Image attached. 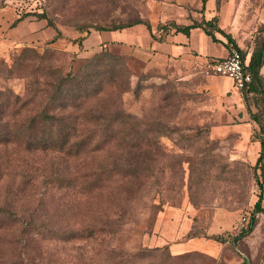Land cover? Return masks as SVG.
Listing matches in <instances>:
<instances>
[{"label": "rangeland", "instance_id": "obj_1", "mask_svg": "<svg viewBox=\"0 0 264 264\" xmlns=\"http://www.w3.org/2000/svg\"><path fill=\"white\" fill-rule=\"evenodd\" d=\"M164 1L0 0V264H264V63L253 94L214 61L152 64L108 40ZM205 1L169 16L201 24ZM214 5L211 29L264 62V0Z\"/></svg>", "mask_w": 264, "mask_h": 264}, {"label": "crops", "instance_id": "obj_2", "mask_svg": "<svg viewBox=\"0 0 264 264\" xmlns=\"http://www.w3.org/2000/svg\"><path fill=\"white\" fill-rule=\"evenodd\" d=\"M214 1L215 0H206L201 3L204 11L201 15V21L212 20V18H215L216 14H219V12L215 10L216 6L214 5ZM163 3L164 4L161 5V12L158 16L154 19L151 18L149 21V24H151L150 30L147 28V25L139 23L129 28H123V30L110 32L107 35L108 40L132 45L135 51L134 55L145 58L152 64L175 60L176 58L182 60L193 59L203 64L207 61H217L226 56L229 50V44H231V42L225 39L226 37L219 32H214L218 41H213L204 33L200 26L189 28L188 33L177 30L176 27H184L195 23L189 22L191 17H189L187 13L186 16L188 19H182L184 22L177 17L169 16L168 11H170V9L171 11L173 10L168 5L169 0H165ZM191 14L195 15L194 10H191ZM192 18L194 19L195 17ZM171 20L175 22L174 26L172 24H167V22ZM159 22L164 25L166 24V27H156ZM217 27L224 30V27L221 25ZM181 245L182 248L190 247V243L186 245L181 243Z\"/></svg>", "mask_w": 264, "mask_h": 264}, {"label": "trees", "instance_id": "obj_3", "mask_svg": "<svg viewBox=\"0 0 264 264\" xmlns=\"http://www.w3.org/2000/svg\"><path fill=\"white\" fill-rule=\"evenodd\" d=\"M141 23V21H135L134 23H132L131 25H135V24H139ZM213 21L209 20V21H202L201 24H192V25H188V26H184V27H176L177 30H181L185 33H188L189 28L191 27H196V26H200L202 27L204 33L206 35H208L213 41H218V39H216L214 32H219L220 34H222L224 37H226V39L228 40V42H231L230 48L231 47H235L239 50V52L241 53L242 56V61L244 64L245 71L248 72L251 75L252 81L249 84V86L245 89H249L248 92H251L253 94H260L259 91H261V87H260V73L259 70L261 68V66L263 65V53H262V49H258L253 51L248 60L245 59L246 54H242V50L237 46V44L235 43V41L230 37L229 34L225 33L222 29H220L219 27H213L211 29L210 26H213ZM130 26V25H128ZM147 28L150 30V26L147 24ZM123 29V27H122ZM242 90V89H240ZM254 104L255 106H260L259 109V115L264 113V96H262L261 98H255L254 99ZM53 118V117H51ZM254 120L257 123H260V120L258 119V116L255 115L254 116ZM32 128V127H31ZM260 137H259V143H260V151H259V155L256 159V163L259 164L261 167H263V161H264V125L261 124V128H260ZM68 143V139H55V138H46L44 140L38 141V144L40 146V149L46 150V149H55V147H59L60 149H63L64 147L67 149V152L69 153L71 151V146L74 144H69V146L67 145ZM32 146L31 142H27L26 143V148L30 149V147ZM67 146V147H66ZM66 149H64L66 151ZM67 154V153H66ZM264 191V190H263ZM262 198H263V193H261L258 196L257 201L254 204V212H263L264 211V205L261 204L262 202ZM255 221V217L254 215L251 217L248 227L246 229H242L235 238H238L240 236H242L243 234H246L248 231H250V229L252 228L253 224ZM148 250L145 249H139L138 251L129 253V252H122V254L124 256H126V258L132 260L133 258H137V257H145V255H147Z\"/></svg>", "mask_w": 264, "mask_h": 264}, {"label": "built area", "instance_id": "obj_4", "mask_svg": "<svg viewBox=\"0 0 264 264\" xmlns=\"http://www.w3.org/2000/svg\"><path fill=\"white\" fill-rule=\"evenodd\" d=\"M243 67L241 53L237 48L231 47L226 56L214 61L209 66V71L211 70L213 75L230 78L237 89H245L251 83L252 78ZM243 220H245V217H243Z\"/></svg>", "mask_w": 264, "mask_h": 264}]
</instances>
